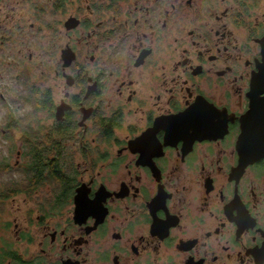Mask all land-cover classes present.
<instances>
[{
	"label": "flooded vegetation",
	"instance_id": "1",
	"mask_svg": "<svg viewBox=\"0 0 264 264\" xmlns=\"http://www.w3.org/2000/svg\"><path fill=\"white\" fill-rule=\"evenodd\" d=\"M260 0H0V264H264Z\"/></svg>",
	"mask_w": 264,
	"mask_h": 264
},
{
	"label": "water",
	"instance_id": "2",
	"mask_svg": "<svg viewBox=\"0 0 264 264\" xmlns=\"http://www.w3.org/2000/svg\"><path fill=\"white\" fill-rule=\"evenodd\" d=\"M261 43V58L262 61L258 65V72L255 73L252 80V91L262 92L264 91V37L260 40ZM256 149V155H251L252 159L259 158L260 156H264V144L261 145H253Z\"/></svg>",
	"mask_w": 264,
	"mask_h": 264
},
{
	"label": "rangeland",
	"instance_id": "3",
	"mask_svg": "<svg viewBox=\"0 0 264 264\" xmlns=\"http://www.w3.org/2000/svg\"><path fill=\"white\" fill-rule=\"evenodd\" d=\"M253 15H264V0H260V3L256 6V11Z\"/></svg>",
	"mask_w": 264,
	"mask_h": 264
}]
</instances>
